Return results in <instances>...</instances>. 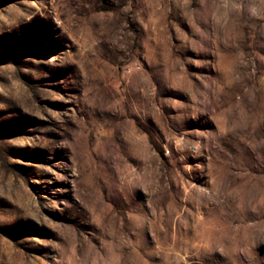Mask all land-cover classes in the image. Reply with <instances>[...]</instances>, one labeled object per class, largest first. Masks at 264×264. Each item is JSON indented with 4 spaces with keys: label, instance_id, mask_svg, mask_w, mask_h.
<instances>
[{
    "label": "rangeland",
    "instance_id": "1",
    "mask_svg": "<svg viewBox=\"0 0 264 264\" xmlns=\"http://www.w3.org/2000/svg\"><path fill=\"white\" fill-rule=\"evenodd\" d=\"M0 264H264V0H0Z\"/></svg>",
    "mask_w": 264,
    "mask_h": 264
}]
</instances>
